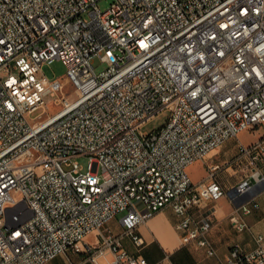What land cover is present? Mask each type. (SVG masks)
Listing matches in <instances>:
<instances>
[{
	"label": "built area",
	"instance_id": "obj_1",
	"mask_svg": "<svg viewBox=\"0 0 264 264\" xmlns=\"http://www.w3.org/2000/svg\"><path fill=\"white\" fill-rule=\"evenodd\" d=\"M98 1L0 0V264H48L69 249L93 264L109 253V264H151L138 230L166 207L182 242L216 264H264L263 234L223 259L209 235V202L264 185V0H114L105 11ZM96 57L108 68L98 73ZM56 60L66 81L43 70ZM258 128L238 144L235 163L249 169L230 191L215 162L193 182L190 165ZM258 208L240 204L239 232ZM117 216L121 234L108 227ZM92 232L98 243L82 249Z\"/></svg>",
	"mask_w": 264,
	"mask_h": 264
},
{
	"label": "crops",
	"instance_id": "obj_2",
	"mask_svg": "<svg viewBox=\"0 0 264 264\" xmlns=\"http://www.w3.org/2000/svg\"><path fill=\"white\" fill-rule=\"evenodd\" d=\"M240 134L238 138L227 141L210 154L212 158L216 157L217 159V161L214 160L213 162L219 163L221 166L226 165L225 169L219 171L218 179L223 185L226 182L230 183L228 191L241 181L249 169L248 165H245L243 168L235 163L239 142L241 141L245 144L253 142L252 140L242 139ZM198 162L203 163V161ZM230 170L232 172H228L229 174H227L226 171ZM246 197L248 198L240 201V203L231 201L227 196L218 201L209 202L214 218V226L209 235L217 248L219 258H225L235 243H239L245 250L254 249L257 245L255 236L257 234L264 235V185H257L251 193L242 198ZM251 199H255L259 203V208L255 209L251 214L243 216L249 224V229L239 232L233 224L232 217L239 211L240 204ZM176 221L177 217L173 209L166 207L158 211L146 223L142 224L138 231L144 237L145 244L139 251V254L146 257L151 264L160 262L169 264H216L217 257L208 256L204 249L199 248L193 243L184 244L182 242L180 233L175 226ZM108 227L115 234H121L124 231V227L120 222V216L111 220L108 223ZM87 243L93 245L98 243L97 232L90 233L83 242L84 246L81 248L83 249ZM123 243L129 251L137 252L129 236H124ZM90 258V255L82 250L69 249L66 253L57 256L48 264H93ZM112 259L113 255L109 253L101 260V264H109Z\"/></svg>",
	"mask_w": 264,
	"mask_h": 264
},
{
	"label": "rangeland",
	"instance_id": "obj_3",
	"mask_svg": "<svg viewBox=\"0 0 264 264\" xmlns=\"http://www.w3.org/2000/svg\"><path fill=\"white\" fill-rule=\"evenodd\" d=\"M114 0H99L98 1V6L100 7V9L102 11H105L106 9H108L111 5V3L113 2ZM90 11L91 10H88L87 12L83 13V17L87 20L91 19V15H90ZM108 64L106 62H103L101 61V59L99 57H96L95 60H94V67H95V70L99 73L105 69L108 68ZM43 70L44 72L51 78H55V77H58V78H61L63 81H66V73H67V68L65 66V64L60 61V60H56L55 62H53L52 64L50 65H45L43 67ZM67 90L70 91L73 86L69 83H67ZM70 99H75L76 98V95L75 93H72L69 97ZM53 97L49 96L46 98V102L49 103L51 101H53ZM49 109L51 110H58L59 107L56 106V105H50V107H48ZM44 110L43 109H40L38 110L34 116H38L40 115ZM166 121V116L165 115H161L159 117H157L156 119H154L153 121L149 122L144 130H147V131H152V130H155V129H158L159 127H161ZM255 131V132H254ZM245 130V131H242L241 134H240V137L244 140H252V141H255L257 140L261 133H262V128H258L256 130ZM217 161L216 157H211L210 155L203 161V163H200V162H196L194 163L193 165H190L188 167V172L191 176V179L193 180L194 183H200L201 181H203L205 179V176H206V171H205V166L206 164H210L212 163L213 161ZM78 161L83 165L84 169L86 170L87 167H88V157L86 156H82V157H79L78 158ZM205 165V166H204ZM226 168V165L223 166L222 165V169H225ZM227 174H229L230 172H232V170L230 171H226ZM229 172V173H228ZM230 186V183L226 182L224 183V188L227 190L228 187ZM256 192V191H255ZM254 192V193H255ZM227 197L228 199H230L231 201L233 202H238L240 203V201L242 200H245L247 199L248 197L246 198H242V199H237L235 200L234 198H232L229 194H227Z\"/></svg>",
	"mask_w": 264,
	"mask_h": 264
},
{
	"label": "bare ground",
	"instance_id": "obj_4",
	"mask_svg": "<svg viewBox=\"0 0 264 264\" xmlns=\"http://www.w3.org/2000/svg\"><path fill=\"white\" fill-rule=\"evenodd\" d=\"M102 35H112V28H102Z\"/></svg>",
	"mask_w": 264,
	"mask_h": 264
}]
</instances>
